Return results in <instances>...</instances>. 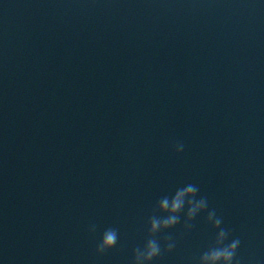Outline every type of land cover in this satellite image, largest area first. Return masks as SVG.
I'll return each mask as SVG.
<instances>
[{
  "label": "water",
  "instance_id": "1",
  "mask_svg": "<svg viewBox=\"0 0 264 264\" xmlns=\"http://www.w3.org/2000/svg\"><path fill=\"white\" fill-rule=\"evenodd\" d=\"M171 2L0 0V264H133Z\"/></svg>",
  "mask_w": 264,
  "mask_h": 264
},
{
  "label": "clouds",
  "instance_id": "2",
  "mask_svg": "<svg viewBox=\"0 0 264 264\" xmlns=\"http://www.w3.org/2000/svg\"><path fill=\"white\" fill-rule=\"evenodd\" d=\"M264 3V0H261ZM183 144L178 143L175 146L177 152L182 151ZM197 186L192 183H186L182 187L177 188L171 197L164 196L158 201L161 211L167 213L164 216H151L148 219V232L150 234L157 233L163 229L170 228L180 220L179 213L183 211L185 217V228L191 225L187 222L195 217L198 213L208 208L207 197L201 195L196 197ZM185 205L187 207L185 208ZM205 220L211 224L213 228H217L215 233V245L207 248L199 254L197 264H239L235 259L236 250L239 246V238L229 239V232L221 225V218L216 215L214 210H208ZM94 227V226H93ZM117 241V232L115 229H105L100 236L99 243L96 245L97 252H103L107 248H111ZM175 246V241L170 236L164 237V249L171 250ZM161 253V244L154 238L147 239L142 247L133 249V264H149L154 258Z\"/></svg>",
  "mask_w": 264,
  "mask_h": 264
}]
</instances>
